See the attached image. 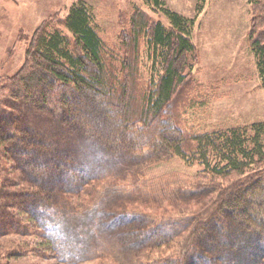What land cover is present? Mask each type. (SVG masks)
I'll return each instance as SVG.
<instances>
[{"label":"trees","instance_id":"16d2710c","mask_svg":"<svg viewBox=\"0 0 264 264\" xmlns=\"http://www.w3.org/2000/svg\"><path fill=\"white\" fill-rule=\"evenodd\" d=\"M143 2L168 24L134 8L108 51L80 0L39 25L18 70L0 76V264H264V202L256 214L251 200L264 180V122L186 130L193 20ZM247 2L264 90V0ZM96 156L134 173L177 158L199 168L197 182L95 173Z\"/></svg>","mask_w":264,"mask_h":264},{"label":"rangeland","instance_id":"374dc122","mask_svg":"<svg viewBox=\"0 0 264 264\" xmlns=\"http://www.w3.org/2000/svg\"><path fill=\"white\" fill-rule=\"evenodd\" d=\"M78 1L80 0H0V76H11L18 70L30 39L39 25L50 18L62 19ZM81 1L88 6L92 25L108 51L118 47L119 35L124 27L127 28L134 8L145 12L153 21L168 24L164 13L154 10L143 0ZM162 1L167 10L193 20L191 41L196 47L198 59L191 87L184 92L185 98H189V107L183 116L185 129L212 132L264 122V90L260 88L254 55L246 40L250 19L247 0H205L200 11L197 10L198 0ZM140 57L139 70L144 79H148L152 64L146 57L145 50ZM45 128L39 132H44ZM116 162V157L111 160L101 157L89 167L95 173L105 172L107 176L158 178L163 183L168 182L170 187H185L196 183L195 176L199 172L197 166H189L177 158L139 167L140 175L132 172L136 168L133 166L118 169ZM251 200L255 204L254 208L258 209H255L258 214L259 207L264 202V180L262 190L251 196ZM28 263L55 264L53 261L37 258L15 261V264Z\"/></svg>","mask_w":264,"mask_h":264}]
</instances>
